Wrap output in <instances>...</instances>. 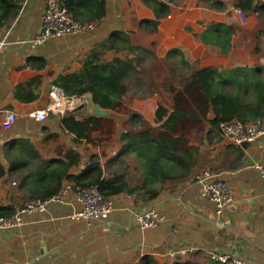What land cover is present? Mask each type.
<instances>
[{"label": "crops", "instance_id": "crops-1", "mask_svg": "<svg viewBox=\"0 0 264 264\" xmlns=\"http://www.w3.org/2000/svg\"><path fill=\"white\" fill-rule=\"evenodd\" d=\"M222 1L228 5L223 11L197 6L196 0H182L175 5L161 19L158 32L147 36V40L157 41L156 54L163 58L180 46L192 69L264 68V32L261 39L254 34L259 13L247 10L249 22L244 24L235 8L245 0ZM45 7V0H28L23 15L12 25L10 43L0 57V206L14 212L25 201L53 194L63 170L67 175L79 173L91 154H99V142L79 139L63 125L62 116L37 121L28 114L44 108L54 98L58 90L55 79L81 70L92 56L97 60L125 58L126 50L110 46L111 32L135 31L136 19L154 17L153 10L141 0H107V15L92 30L35 44L32 38L42 31ZM211 22H235L243 30L233 33L227 52L219 45H206L196 36ZM33 58L35 62L46 60L47 65L36 67ZM145 74L153 81L163 79L155 63L147 65ZM171 98L170 91L159 87L148 97L128 96V106L156 126L158 106L163 104L171 111ZM6 110L17 113L10 129L2 126ZM87 110V106L82 107L76 115H91ZM211 135L201 136L198 141L188 139L190 146L200 148L197 171L187 179L167 181L153 200L119 194L113 198L115 208L108 218L89 220L70 216L81 209L70 193L67 203L25 214L19 227L0 229V264H141L146 256L153 258L154 264H172L189 256H194L196 264H209L215 261L211 251L232 253L250 264H264V181L252 166L254 162L264 164V136L236 144L223 134ZM107 150L111 154V149ZM72 152L79 154V162L73 166ZM205 168L220 173L232 190V200L220 216L215 204L202 196L194 182L195 173ZM68 180L63 177L61 184L64 186ZM148 206L155 207L163 221L142 228L134 213ZM182 248L189 251L169 256Z\"/></svg>", "mask_w": 264, "mask_h": 264}, {"label": "trees", "instance_id": "trees-1", "mask_svg": "<svg viewBox=\"0 0 264 264\" xmlns=\"http://www.w3.org/2000/svg\"><path fill=\"white\" fill-rule=\"evenodd\" d=\"M61 1L81 22L101 24L107 15V0ZM141 1L153 10L154 17L136 19L135 31L117 29L109 36L113 49L128 52L125 58L115 56L111 60H104L99 57L97 60L92 56L81 70L61 74L54 81L57 88L68 95L91 93L94 102L101 107L127 114L125 130L118 134L115 120L109 117H80L76 115L79 110L64 115L63 125L79 139L99 142V154H91L86 167L79 173L67 175V171L63 170L54 193L43 198L58 193L63 186L61 179L67 176L72 185L97 186L108 198L125 193L146 201L153 200L159 196L167 181L189 178L200 164V148L190 146L183 132L177 134L181 124L205 123L210 136L213 132L222 134L219 129L221 122L237 119L262 123L264 68L254 66L221 70L210 66L192 69L180 46L160 58L156 54L157 41L147 40V36L158 32L161 19L167 17L182 0ZM22 2L0 0V33L17 16ZM196 5L216 11L228 7L222 0H196ZM239 5L245 12L259 13L254 34L261 39L264 32V2L261 5V0H245ZM242 31L235 22H211L206 30L196 36L206 45L216 44L227 52L233 33ZM31 62L39 68L47 65L43 59L35 62L33 58ZM151 63L163 71L161 82L146 78L147 65ZM159 87L172 94V110L160 104L156 111L158 125L154 126L148 123L143 114L128 106V96L148 97ZM107 148L111 149V154ZM78 156L72 152L71 166L79 162ZM0 170L2 174L3 170ZM13 213L11 208L0 206V215ZM153 261V258L146 256L141 264H154ZM172 264L196 263L194 256H189L187 259L178 258ZM209 264L222 263L211 260Z\"/></svg>", "mask_w": 264, "mask_h": 264}, {"label": "built area", "instance_id": "built-area-1", "mask_svg": "<svg viewBox=\"0 0 264 264\" xmlns=\"http://www.w3.org/2000/svg\"><path fill=\"white\" fill-rule=\"evenodd\" d=\"M45 1L46 7L43 14L42 31L32 38L35 44H43L53 37L87 32L95 27V23L93 22H81L77 20L61 0ZM27 4L28 0H23L17 16L0 33V57L6 46L10 43L12 25L23 15ZM235 11L244 24L249 22V17L243 9L237 7ZM85 106L86 100L84 95H68L62 89H58L55 91L54 98L44 108L30 112L28 115L37 121H44L51 115L63 117L68 113H75ZM16 120L17 113L14 110H6L2 119V126L10 129ZM219 129L224 136L236 144L251 142L260 136H264V124L258 121H225L221 122ZM252 166L264 181V164L254 162ZM194 182L199 185L202 196L215 204L216 212L220 216L226 205L232 200L233 194L230 186L221 177L220 173L207 168L194 175ZM70 193H73L76 200L81 204V209L70 215L72 218H85L89 220L106 219L115 208L114 199L106 197L97 186L81 187L67 182L58 193L48 198H35L25 201L16 207V211L12 215H0V229L9 230L19 227L24 223L23 217L25 214L44 212L52 204L67 203V197ZM134 218L142 228L155 227L163 221V216L153 206H148L141 211L135 212ZM188 251L182 248L171 251L169 256L175 257ZM210 256L222 264H250L247 259L232 253L211 251Z\"/></svg>", "mask_w": 264, "mask_h": 264}, {"label": "rangeland", "instance_id": "rangeland-1", "mask_svg": "<svg viewBox=\"0 0 264 264\" xmlns=\"http://www.w3.org/2000/svg\"><path fill=\"white\" fill-rule=\"evenodd\" d=\"M162 71V70H161ZM163 72V71H162ZM170 101V100H169ZM88 113H91L90 110H87ZM119 116V120H118V124H119V128H117L118 130V134L119 132H123L125 129V121H126V114L119 112L118 113ZM190 123L187 124H181L179 127V132H183L184 134H186L188 136L189 140L192 141H198L200 139V137L202 136H208L206 135V127H205V123L202 122H193L192 125H189ZM212 137H217L219 135H211ZM209 138H211L210 136H208Z\"/></svg>", "mask_w": 264, "mask_h": 264}, {"label": "water", "instance_id": "water-1", "mask_svg": "<svg viewBox=\"0 0 264 264\" xmlns=\"http://www.w3.org/2000/svg\"><path fill=\"white\" fill-rule=\"evenodd\" d=\"M84 98L86 100V106L91 111V115L96 117H109L115 120L117 127L119 126L118 120H119V111L116 112V110L110 109V108H103L100 106L99 103L94 102L93 96L91 93H86L84 95ZM126 120L128 118V115L126 114ZM119 128V127H118ZM125 130V129H124ZM124 132V131H123ZM122 132H119L121 134Z\"/></svg>", "mask_w": 264, "mask_h": 264}]
</instances>
